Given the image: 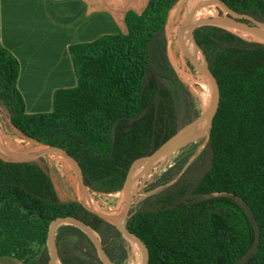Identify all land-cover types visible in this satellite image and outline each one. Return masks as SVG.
Instances as JSON below:
<instances>
[{
    "label": "trees",
    "instance_id": "16d2710c",
    "mask_svg": "<svg viewBox=\"0 0 264 264\" xmlns=\"http://www.w3.org/2000/svg\"><path fill=\"white\" fill-rule=\"evenodd\" d=\"M174 1L148 0L140 13L126 12L124 32L71 44L77 83L54 91L50 111H26L18 60L0 45V104L11 125L36 142L71 148L92 191L118 190L135 156L189 118L190 92L167 37ZM230 1L264 21V0ZM193 34L218 73L219 111L205 140L185 145L153 177L146 189H159L131 209L126 225L144 236L148 264H264V42L217 25ZM64 212L98 231L114 262L127 259V238L76 199H60L46 169L0 162V256L44 264L49 223ZM55 245L61 264H102L74 224L60 227Z\"/></svg>",
    "mask_w": 264,
    "mask_h": 264
},
{
    "label": "crops",
    "instance_id": "0c3cea01",
    "mask_svg": "<svg viewBox=\"0 0 264 264\" xmlns=\"http://www.w3.org/2000/svg\"><path fill=\"white\" fill-rule=\"evenodd\" d=\"M148 0H0V45L18 60L17 87L27 112L52 109L53 93L77 83L68 48L126 30L127 11ZM0 264H26L0 256Z\"/></svg>",
    "mask_w": 264,
    "mask_h": 264
},
{
    "label": "water",
    "instance_id": "95a60500",
    "mask_svg": "<svg viewBox=\"0 0 264 264\" xmlns=\"http://www.w3.org/2000/svg\"><path fill=\"white\" fill-rule=\"evenodd\" d=\"M218 1L227 8L228 14L224 15L221 13L212 17L200 18L193 24H187L190 0H183V15L180 21V33L183 42L196 60L202 65L210 80L212 89L211 101L202 112L179 127L174 133L145 148L135 156L127 169L125 178L121 185L124 192L121 195L113 213L103 211L86 201L85 190L87 186L85 183L84 166L80 157L71 148L57 143H40L35 155L24 167H16L9 164L0 153V162L12 170H23L35 165L40 157L42 149L44 148L49 150H58L70 156L76 167H78V197L76 200L87 211L110 223L113 226L115 233L125 236L126 238L128 236H132L137 241L140 252L139 264H148L150 258L149 249L144 236L137 229L126 225V218L132 213L131 202L136 191L144 163L149 161L152 157L161 154L178 144L182 145L186 143L193 135L208 131L212 126L213 120L215 119L221 104V85L218 73L210 56L196 41L193 34L194 29L202 25H217L225 29L232 30L235 33L245 32L253 38L251 40L264 42V29L262 27V25H264V21H261L258 18L242 11L230 0ZM167 21L169 22V12ZM67 223L74 224L85 234L94 246L99 261L102 264H117L104 250L101 239L96 234V230L72 212H64L50 221L41 254V259L44 264H61L56 252L55 243L60 227ZM54 253L57 256L58 262L53 259Z\"/></svg>",
    "mask_w": 264,
    "mask_h": 264
},
{
    "label": "rangeland",
    "instance_id": "374dc122",
    "mask_svg": "<svg viewBox=\"0 0 264 264\" xmlns=\"http://www.w3.org/2000/svg\"><path fill=\"white\" fill-rule=\"evenodd\" d=\"M208 1L209 0H190L189 13L196 6L204 4ZM202 9L204 11L195 14L191 22H196L200 18L211 17L208 15H213L215 13L216 15L223 13L222 9L215 4L203 7ZM182 15L183 0H175L169 10V22L167 25V37L170 44V56L172 58V61L176 64L179 71L181 72L183 82L187 86L191 97V107H189L188 111L189 118H187V120H185L181 124V126L187 123L192 118L196 117L200 112H202L209 105L212 98L211 93L210 100L206 101V89L202 87L197 76L201 65L187 48L181 38L180 21ZM173 36L177 38L180 46L177 44L175 39H173ZM186 61L190 62L193 65L194 71H191L188 68V66L186 65ZM205 138V132L195 134L186 143L182 145L178 144L175 147L152 157L149 161L144 163L141 175L138 180L136 191L132 198L131 208L135 209L139 202L145 196L159 189L148 190L146 188L156 174L160 173L164 168H166L173 162L174 158L179 154V152L185 145L189 144L190 142L202 143ZM39 145V142L27 138L11 125L6 108L0 104V146H2L3 148H0L2 151L0 153L2 154V156L3 153H5V156H3L5 160L16 165L26 164L35 155L36 148H38ZM37 164L48 171L60 199H77L78 167H76L77 169L75 172H71L67 168L66 164H64L61 160L42 154L38 158ZM86 191L89 192L97 208L113 213L121 195L124 192V189L122 186H120V188L114 192H97L92 191L87 187L85 192ZM96 234L100 237V233L98 231H96ZM127 242L129 243L128 240ZM2 258L3 257H0V260H3ZM139 259V250H134L130 245L127 259L121 264H139Z\"/></svg>",
    "mask_w": 264,
    "mask_h": 264
},
{
    "label": "bare ground",
    "instance_id": "6f19581e",
    "mask_svg": "<svg viewBox=\"0 0 264 264\" xmlns=\"http://www.w3.org/2000/svg\"><path fill=\"white\" fill-rule=\"evenodd\" d=\"M212 4H215V5H217L218 7H220L221 9H222V12H223V14L225 15V14H227V8L222 4V3H220L219 1H217V0H209L208 2H206V3H204V4H201V5H198V6H196L189 14H188V19H187V24H193L195 21H193V22H191L192 21V19H193V17H194V15L195 14H197V13H199V12H203L204 10L202 9L203 7H206V6H210V5H212ZM216 15V13L215 14H213V15H208V16H215ZM262 27H263V29H264V25H262ZM237 34H239L241 37H243V38H245V39H248V40H251V39H253L250 35H248L247 33H245V32H237ZM173 39H175V41L177 42V44L180 46V43H179V41L177 40V38L176 37H174L173 36ZM201 65V64H200ZM197 76H198V79H199V81H200V83H201V85H202V87H204L205 89H206V101H209L210 100V98H211V93H212V89H211V85H210V82H209V79H208V77L206 76V72H205V70L203 69V67H202V65L200 66V70H199V72H198V74H197ZM203 91V90H202ZM40 144V143H39ZM38 147V146H37ZM0 148L1 149H3L2 148V146H0ZM1 149H0V152H2L1 151ZM37 149L38 148H36V151H37ZM53 150V152H55V153H58V154H61L64 158H66L67 159V161L72 165V167H73V170H72V168L61 158V157H59L58 155H56L55 153H53L51 150H49V149H47V148H44V149H42V151H41V154L42 155H48V156H51V157H55V158H57V159H59V160H61L64 164H66V166H67V168L71 171V172H75L76 171V165L74 164V162L72 161V159L70 158V156H68L67 154H65V153H63V152H61V151H58V150H54V149H52ZM40 154V155H41ZM3 156H5V154L3 153ZM57 170V169H56ZM70 178V177H69ZM56 181V180H55ZM58 181V180H57ZM85 198H86V201L88 202V203H90L91 205H93V206H95L96 207V204L93 202V200H92V197L90 196V194H89V192L88 191H86L85 192ZM115 205V204H114ZM106 212H108V211H106ZM108 213H111V212H108ZM127 239H128V241H129V243H130V245L132 246V248L134 249V250H136V251H138L139 250V247H138V244H137V241L132 237V236H128L127 237ZM53 259L56 261V262H58V259H57V256H56V254L54 253L53 254Z\"/></svg>",
    "mask_w": 264,
    "mask_h": 264
}]
</instances>
